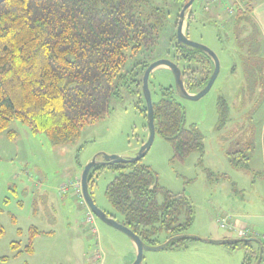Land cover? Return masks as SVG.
<instances>
[{
	"label": "rangeland",
	"instance_id": "374dc122",
	"mask_svg": "<svg viewBox=\"0 0 264 264\" xmlns=\"http://www.w3.org/2000/svg\"><path fill=\"white\" fill-rule=\"evenodd\" d=\"M171 1L176 17L181 3ZM231 4V0L214 3L194 0L186 12L188 37L208 46L220 61L213 86L200 99L192 100L175 93L184 107L186 126L196 124L204 135L203 153L194 151L179 159L170 142L156 133L150 150L142 158L143 164L157 172L160 185L185 195L192 202L194 221L186 233L194 238L187 240L186 248L147 247L141 264H243L247 248L242 244L232 246L207 241L231 233L236 236L220 226V219L227 217H231L228 219L231 222L237 216L243 221L239 224L241 227L255 229L260 233L257 238L264 240V167L257 150L260 119L264 115V85L261 81L254 84L247 81L250 62L245 57L249 56L246 54L249 44L240 46L233 25L228 23L234 15L230 16L227 11ZM173 22L162 31L154 49L129 59L126 67L162 58L174 61ZM255 35L254 27L244 24L242 36ZM257 38L261 41L259 35ZM137 69V74H132L135 82L119 81L109 112L104 118L87 124L75 142L53 145L45 133L33 132L16 119L9 127L16 132L14 137L8 135L9 130L0 133V221L5 229L0 236V264L134 262L137 250L125 232L97 216V233L92 231L93 224L87 221L89 207L71 184L81 180L85 166L94 158L99 162L104 154L133 157L148 139L144 75L141 67ZM175 85L172 70L157 67L149 81L153 102L160 99L162 87L175 88ZM220 97L227 104L226 122L221 127ZM237 151L239 165L229 158V152ZM115 175L112 170H103L90 190L97 206L113 213L105 190ZM63 184L68 186L65 192L61 189ZM33 229L38 232L32 237ZM30 242L33 251L27 252ZM252 244L254 249L261 247L258 242ZM97 252L101 254L99 261L95 258Z\"/></svg>",
	"mask_w": 264,
	"mask_h": 264
},
{
	"label": "trees",
	"instance_id": "16d2710c",
	"mask_svg": "<svg viewBox=\"0 0 264 264\" xmlns=\"http://www.w3.org/2000/svg\"><path fill=\"white\" fill-rule=\"evenodd\" d=\"M175 1L181 3L176 17L171 0L1 2L0 133L9 130L16 119L31 127L33 132L45 133L53 145L75 142L87 124L104 118L109 112L117 83L121 80L135 82L132 74H137V68L141 67L144 75L153 62H137L127 68L128 60L144 50L154 49L162 31L172 21L177 29L181 9L189 0ZM242 3L244 10L233 3L236 11L228 23L233 25L240 46L249 44L246 51L249 56L245 57L250 62L247 63L250 65L247 81L252 84L261 81L263 86L264 59L258 56V28L250 15L253 3L250 0H242ZM192 18L193 13L189 19ZM244 24L253 26L257 35L243 37ZM186 33L188 35V27ZM175 37L174 61L183 62L179 67L185 87L197 93L208 83L214 62L206 52L179 44L176 32ZM175 93L176 89L171 86L162 87L160 99L153 102L156 133L170 142L179 159L194 151L202 154L204 135L196 124L186 126V113ZM145 110L147 115V106ZM218 111L221 127L227 117L223 97L219 99ZM8 135L14 137L16 132L9 130ZM238 154V151L229 152L230 161L235 165L241 163ZM106 169L116 172L105 190L115 211L109 213L110 216H119L147 246L187 247L186 231L195 215L188 197L160 185L157 172L143 164L142 159L100 163L90 172V190L95 178ZM32 231L33 237L38 231ZM4 232L0 221V236ZM245 238H238L241 241L231 245L242 244L247 248L243 264H259L264 241L257 238L261 246L258 250L253 247L254 241H245ZM25 251H33L32 242Z\"/></svg>",
	"mask_w": 264,
	"mask_h": 264
},
{
	"label": "water",
	"instance_id": "95a60500",
	"mask_svg": "<svg viewBox=\"0 0 264 264\" xmlns=\"http://www.w3.org/2000/svg\"><path fill=\"white\" fill-rule=\"evenodd\" d=\"M3 1L4 0H0V3ZM193 2H194V0H189L181 9V12L179 15V21H178V25H177V31H176L177 41L179 44L183 45L184 47L200 49V50L206 52L212 58V60L214 62V70H213V72L209 78L208 83L199 92L191 93L185 87L184 81L182 79V70L176 62H174L171 59L162 58V59H158V60H155L152 63H150V65L147 67V69L144 73V77H143V95L146 99L147 110H148L147 111V127H148V131H149L148 139L142 145V147L139 149L138 153L133 157H123L121 155H115V154H104L103 160L99 161V162L94 158L92 161H90L85 166L84 171L82 173V177H81L83 198H84L86 204L91 209V211L98 218H100L102 221H104L107 224L114 226V227L122 230L123 232H125L132 239V241L135 243L136 248H137V254H136V258L132 264H141L143 257H144V251L147 247H150V246H147L143 242L141 237L137 233H135L131 228H129L127 225L123 224L121 221H118L115 217L110 216L105 210H103L99 206H97V204L95 203V201L93 199L92 193L90 191V184H89L90 172L95 166L99 165L100 163L105 164V163H120V162L139 161L150 150V148L153 144V141L155 139V136H156V127H155V118H154V106H153V100H152V94H151V90H150V86H149V81H150L151 74L153 73V71L157 67L166 66L172 70L174 77H175V84H176L175 89H176V92L181 97L192 99V100L200 99L213 86V84H214V82H215V80L219 74V71H220V61H219L217 54L212 49H210L208 46H206L205 44L191 40L185 31L186 12L188 9L191 8ZM187 236L189 238H194L193 236H190V235H187ZM244 240L245 241H254V242L260 243L257 238H245ZM207 241L214 243V244H234L238 241H241V239L223 238V239H211V240H207ZM165 246H166V244H162L160 246L153 247V248L156 250H160V249H164ZM262 249H263V247L261 248L260 259L258 262H260L261 258H262Z\"/></svg>",
	"mask_w": 264,
	"mask_h": 264
},
{
	"label": "crops",
	"instance_id": "0c3cea01",
	"mask_svg": "<svg viewBox=\"0 0 264 264\" xmlns=\"http://www.w3.org/2000/svg\"><path fill=\"white\" fill-rule=\"evenodd\" d=\"M250 1H252V3L254 2L253 3V10L250 12V15H251L254 23L257 25L258 35H259V37H261L258 56L261 57L262 59H264V0H250ZM230 6H228L227 9ZM173 28H174V26H173ZM171 31H172V27H171ZM175 32H176V28H175ZM173 34H174L173 36H175V33H173ZM262 104L264 105V100H263ZM260 120H261V125H260V131H259V134H258V137H257V139L259 141L258 142L257 150L259 149V152H260V154L262 156V162H263V167H264V115H263V117ZM105 211L107 212V210H105ZM107 213L108 214L109 213H112L113 214V211H108ZM236 217H234L236 220L235 221L233 220V221H234V224L237 227H239V228H245V229H250V228H247L249 226H246V227H243L242 226L241 227L239 224H241L243 221L241 222ZM116 219L118 221H121V218L119 216L116 217ZM250 230H253V231L257 232L258 233L257 237H260L259 236L260 233L258 231H256L255 229H250ZM229 232L230 233L231 232L236 233V236L235 235H232V233H231V234L222 235V236H219V237H216V238H218V239H223V238H228V237L229 238H232V239L238 238L237 232L232 231V230H229ZM209 243H211V242H209ZM134 246L136 248L135 243H134ZM136 250H137V248H136ZM262 253H263V256H262L261 261L259 262V264H264V246H263V249H262Z\"/></svg>",
	"mask_w": 264,
	"mask_h": 264
},
{
	"label": "built area",
	"instance_id": "2783aa9c",
	"mask_svg": "<svg viewBox=\"0 0 264 264\" xmlns=\"http://www.w3.org/2000/svg\"><path fill=\"white\" fill-rule=\"evenodd\" d=\"M217 1H220V0H209V2L211 3H214V2H217ZM232 1V4L235 3L239 8L243 9L244 10V5L242 3V0H231ZM231 6L227 9L228 13L230 15H233L236 11L234 5ZM206 9H209V5L206 6ZM72 186H75L76 187V191L77 193L82 197L83 194H82V184H81V180H78V181H75L74 183L71 184ZM67 184H63L61 189L63 192H65L67 190ZM88 217H87V221L89 223H92L93 226H92V231L94 233H97V229L95 227V214L91 211V209L89 208L88 209ZM228 219H231L230 218H223V219H220V226L224 229H227V230H232V231H235L237 232V235L238 237H249V236H257L258 233L253 231V230H250V229H245V228H239L237 227L235 224H234V221L231 220V222H229ZM95 258L97 261H99L101 259V254L99 252L96 253L95 255Z\"/></svg>",
	"mask_w": 264,
	"mask_h": 264
}]
</instances>
